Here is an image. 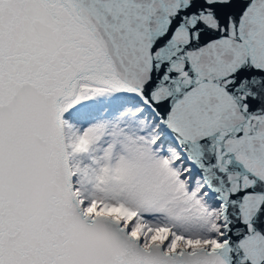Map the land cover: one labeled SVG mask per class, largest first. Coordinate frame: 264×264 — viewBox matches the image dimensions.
Instances as JSON below:
<instances>
[{"label": "snow or ice", "instance_id": "1", "mask_svg": "<svg viewBox=\"0 0 264 264\" xmlns=\"http://www.w3.org/2000/svg\"><path fill=\"white\" fill-rule=\"evenodd\" d=\"M0 264H264V0H0Z\"/></svg>", "mask_w": 264, "mask_h": 264}]
</instances>
